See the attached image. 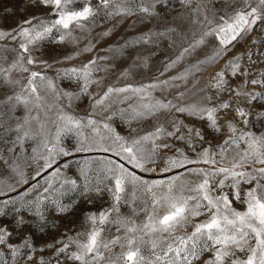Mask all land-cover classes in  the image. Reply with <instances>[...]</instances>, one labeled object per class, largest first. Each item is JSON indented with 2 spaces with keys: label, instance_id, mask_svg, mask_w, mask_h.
Returning a JSON list of instances; mask_svg holds the SVG:
<instances>
[{
  "label": "snow or ice",
  "instance_id": "1",
  "mask_svg": "<svg viewBox=\"0 0 264 264\" xmlns=\"http://www.w3.org/2000/svg\"><path fill=\"white\" fill-rule=\"evenodd\" d=\"M176 3L20 0L40 11L0 28V264H264V0ZM130 17L151 26L103 51L168 41L176 55L117 86L149 69L137 55L91 91L115 68L100 39ZM30 229L60 235L38 246Z\"/></svg>",
  "mask_w": 264,
  "mask_h": 264
},
{
  "label": "rangeland",
  "instance_id": "2",
  "mask_svg": "<svg viewBox=\"0 0 264 264\" xmlns=\"http://www.w3.org/2000/svg\"><path fill=\"white\" fill-rule=\"evenodd\" d=\"M19 2L20 0H0V28H4V29L14 28L18 20L25 18V16L31 13L40 11L39 9H31L29 13H24V15H21V12L16 11L17 7L19 6ZM171 2L173 5H175V8L173 9L170 7L169 12L172 13V15H175L176 12L180 11L181 6L176 3V0H171ZM136 19L137 17H130L129 19L125 20L123 24L119 25L113 31L110 37L100 39V42L97 45V51L99 52V55L109 57L107 61H103L102 63L115 65V68L112 69L109 74H107L106 78L103 81L102 87L96 88L95 86H93L91 91L103 93L105 87L108 84L117 81V75L119 74L120 71L128 68L130 65L133 64V61L136 60L137 55L141 57L144 56L149 57V69L137 67L136 69H134L133 72L134 78H129L127 80L121 79L119 80L117 86L124 83H137V82H144L149 80L154 73H156L160 68L163 67L162 62L165 58H172L176 55V52L168 47V41H162L158 47L141 44L117 52L102 50V49H107L110 46L112 48H116L117 45H123L126 40L134 39L140 33L147 31L148 28L151 26V23L149 21H145L144 24H136L135 28H129V25L132 24V22ZM111 27H112L111 22L104 21L102 22L101 27L94 29L93 34L94 35L98 34L103 30ZM71 51H72L71 47L64 48L63 51H61L59 50V46L52 45L49 46V48L46 50V55L47 57L62 56ZM90 58H91V54L85 55L77 60L68 62L67 65H59V67H63V66L71 67L74 64H79L81 63V61H87ZM136 63L139 64L140 62L136 61ZM99 75L105 76V73L101 72L99 73ZM169 75H171V73H169ZM60 87L67 90H74L77 88V85L72 82L62 80L60 81ZM87 105H88L87 98H84L81 102L78 103L77 108L79 114H84ZM115 123L118 127V130H120L121 132L125 131V129L122 126H120L118 120L115 121ZM71 163H72V167L69 171V175L75 177L78 174L77 165L75 161H72ZM73 197L79 199L76 193H69L65 199L68 200ZM78 207H82L85 210H92L93 208H98L99 203L96 205L81 204ZM7 211L9 212V216L4 222L10 223L14 213L12 212L11 207H9ZM48 216L50 220L56 221L60 225V228H67V227H71L72 224H78L80 219V217L77 216L76 219L66 224L64 223V219L53 215L51 212L48 213ZM29 231H31L32 233L33 242L38 246L44 245L54 240L56 237L60 235V231L58 229H48L44 233L37 231L35 229H30ZM21 239H23V235L15 237L12 243L14 244L19 243ZM50 254L51 253L48 251L44 253H38V255H44V256H48Z\"/></svg>",
  "mask_w": 264,
  "mask_h": 264
}]
</instances>
